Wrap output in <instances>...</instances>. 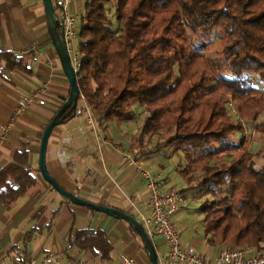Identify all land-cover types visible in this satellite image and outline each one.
<instances>
[{
	"label": "trees",
	"instance_id": "trees-1",
	"mask_svg": "<svg viewBox=\"0 0 264 264\" xmlns=\"http://www.w3.org/2000/svg\"><path fill=\"white\" fill-rule=\"evenodd\" d=\"M79 38L80 112L92 109L106 128L134 120L140 104L139 148L163 136L149 152L183 151L182 190L213 197L201 206L207 243L264 251V153L251 149L245 125L264 130V0H86ZM16 69L33 73L24 55L0 50V77ZM73 113L69 108L65 120ZM239 131L245 135L237 141ZM39 186L26 136L0 167V204L12 206ZM69 243L91 259H113L102 228H81Z\"/></svg>",
	"mask_w": 264,
	"mask_h": 264
},
{
	"label": "crops",
	"instance_id": "crops-1",
	"mask_svg": "<svg viewBox=\"0 0 264 264\" xmlns=\"http://www.w3.org/2000/svg\"><path fill=\"white\" fill-rule=\"evenodd\" d=\"M85 2L86 0H74L69 7V13L79 18L80 29ZM54 3L59 5V0ZM0 50L24 55L33 71L32 74H27L19 69L5 70L1 75V124L8 121L23 96L37 92L39 98L45 101L43 104L39 100L31 102L12 126L8 139L0 141L2 167L13 161L15 152L20 150L21 142L27 136L30 163L37 169L40 181L34 194L21 197L9 207L0 204V245L11 248L15 246V249L20 245H28L27 240L40 227L48 228V235H42L41 244L46 243L50 247L53 241L61 239L56 228L69 231L67 247L60 242L65 247L64 255L60 256L67 259L65 264H74V261L81 260L80 257L87 259L91 256L79 248L75 253L70 252L69 237L77 230L90 226L106 230L114 246L113 259L107 264H120L123 254L132 256L137 264H151L148 254L132 233L127 221L64 200L40 171L43 134L71 91L69 79L53 43L43 0H0ZM83 105L84 100L80 99L76 114L54 128L47 150L49 171L63 187L76 195L116 207L140 219L142 213L148 212L149 194L147 181L138 167L143 164L149 166L146 161L152 160L160 152L138 154L144 148H139L141 133L136 127L130 128L129 122L125 121H112L103 128V123L92 109L80 112ZM136 106L138 103L135 108ZM158 176L163 189L171 187V177H166L164 172ZM187 203L188 200L173 217L179 228L183 224L180 231L184 243L193 245L207 257L217 256L225 247L207 243L202 223L204 215L197 216L198 220L193 218L187 213ZM56 210L57 213L53 215ZM51 237L53 241L50 240ZM151 237L161 260L167 252L166 242L159 234ZM39 245L37 246L40 247ZM49 253L53 252H47L44 256ZM24 256L23 264H27L32 258L27 252Z\"/></svg>",
	"mask_w": 264,
	"mask_h": 264
},
{
	"label": "built area",
	"instance_id": "built-area-1",
	"mask_svg": "<svg viewBox=\"0 0 264 264\" xmlns=\"http://www.w3.org/2000/svg\"><path fill=\"white\" fill-rule=\"evenodd\" d=\"M74 0H59V15L63 21L65 38L72 62L78 71L80 59L77 54H72L75 49L74 39L79 36L80 27L77 26V17L69 13V7ZM39 100V94L34 92L23 96L17 109L6 123L0 122V141H5L11 134L12 126L17 122L21 112L33 101ZM138 170L143 174L148 187V212L142 213L140 221L150 236L159 234L167 245V252L159 264H264V251H257L252 246L241 248L225 247L215 257H207L200 253L193 245H186L178 223L173 217L187 202L181 189L171 186L163 189L159 178L154 177L149 170L139 165ZM61 256L49 253L39 263L31 259L27 264H60ZM74 264H88L83 260H76ZM120 264H137V261L129 254H123Z\"/></svg>",
	"mask_w": 264,
	"mask_h": 264
},
{
	"label": "rangeland",
	"instance_id": "rangeland-1",
	"mask_svg": "<svg viewBox=\"0 0 264 264\" xmlns=\"http://www.w3.org/2000/svg\"><path fill=\"white\" fill-rule=\"evenodd\" d=\"M78 12V11H77ZM111 15L114 17V8H112L111 10ZM79 18L77 20V26L79 28L78 22ZM79 37H76L74 39V44H75V49L72 51V54L74 55L76 52V46L79 43ZM234 104L232 102H228L227 106H228V111L234 115L235 117H237V112L233 106ZM136 111H137V115L136 118L132 121H129V125H131L130 128L132 129H136L140 131V129L143 127L144 123H145V116H146V112L143 110V107L138 104V106H136ZM259 122H263L264 123V113L261 115V117L258 120ZM246 125V133H249V138H250V147L253 151L256 152H262L264 153V130L259 131L257 129H255V124L253 123H245ZM245 135V133L240 132L237 133L236 136H234V139L241 140L242 137ZM161 139H163V136H159V137H155L153 139L152 142L147 143L145 145L144 150H139L138 154L141 152L146 153V155L151 154L148 153V151H152L154 149V145L156 143H158ZM147 140H145L146 142ZM173 148H165L164 150L160 151V154L155 156L154 158H152V160H147L146 163L149 164V166L147 165H140L143 168H146L147 170L150 171V173L154 176L157 177L159 173H165L166 177H171V182H170V186H176L179 189H181L182 193L184 194L185 198L188 200V203L186 204V207H189V212H187L188 214L190 213L192 215L193 218H197V216H201V206H202V202L203 199L205 197L212 199L213 197L211 195L208 196H203L201 195V192L198 191H191V190H182L183 188H185L186 184L184 179L182 178V173L180 171V167H183L187 164V160L185 158V154L183 151L180 152H174L172 150ZM161 156V157H160ZM258 164H264V154L260 157H258ZM152 166V168L150 167ZM138 173H140L139 171H137ZM141 175V174H140ZM143 175V174H142ZM159 177V176H158ZM193 211H190V210ZM199 218H197L198 220ZM201 219V217H200ZM42 224V223H39ZM183 224L180 226V228H182ZM44 229V230H43ZM40 229V227L38 228L37 231L34 232V235L31 236L30 240H27L28 245H24V246H18L17 249H15L16 247L13 246L11 248V246H1L0 245V264H9V263H14V264H23V259H25L26 252L27 254H29V256H31L32 259H36L39 263H41L43 261V259L45 258V254L47 252H53L55 254H59V255H64V249L65 247H63V244L61 245L60 242L65 243L66 247L68 244V235H69V231H60L59 229H55V231L57 232L58 235H60V240L54 242L53 241V237H51V241H53L52 245L46 246V243H44L43 245L41 244V238L42 235H48V228H43ZM42 230V232L40 231ZM56 232H54L56 234ZM60 233V234H59ZM56 234V235H57ZM67 235V237H66ZM66 237V238H65ZM18 243V241H15ZM23 243L25 241H22ZM57 242V243H56ZM59 243V244H58ZM40 244V245H39ZM37 245H39L40 247H38ZM26 246L28 247V251L25 252V248ZM75 247V248H74ZM71 247L70 248V252L75 253L77 251L76 246ZM11 248V249H10ZM50 250V251H47ZM47 251V252H45ZM123 252V251H121ZM31 254V255H30ZM74 255V254H72ZM121 255V254H120ZM119 255V256H120ZM115 256V255H114ZM92 258V257H90ZM90 258H83L80 257V259H86L83 260L85 262H89V264H107L104 262H101L100 260H98L97 258L94 259H90ZM89 259V260H88ZM67 262V259L62 258V264H65Z\"/></svg>",
	"mask_w": 264,
	"mask_h": 264
},
{
	"label": "water",
	"instance_id": "water-1",
	"mask_svg": "<svg viewBox=\"0 0 264 264\" xmlns=\"http://www.w3.org/2000/svg\"><path fill=\"white\" fill-rule=\"evenodd\" d=\"M43 1H44L45 9H46L49 30H50V33L53 39V43L60 57V61L62 63L64 71L69 79V82L71 85V91H70L69 97L67 98L65 103L62 105V107L59 109V111L56 113L52 121L48 124L43 134L41 148H40V171L44 179L47 182H49L60 193V195L62 196L64 200H68L78 205L86 206L95 211L104 212L115 218L123 219L127 221L128 223H130L138 231L139 235L141 236L142 241L145 245V248L148 252V256H149L151 264H159V256H158L156 246L153 242V239L148 234L147 230L145 229L144 225L142 224V222L140 221L138 217H136L134 214L123 211L116 207H113L110 205H104L101 203H96L94 201H91L89 199H85L83 197L76 195L72 191L63 187L59 183V181L55 179V177L52 176V174L49 171L48 164H47V150H48V143H49L51 134L56 126L64 123L65 116H66L65 112L69 108L74 110L73 115L76 114L79 100L81 98V92L78 86V73L72 62V56L67 46V42L65 38V31L64 29L60 31L58 28L60 19L56 12L53 1L52 0H43Z\"/></svg>",
	"mask_w": 264,
	"mask_h": 264
}]
</instances>
